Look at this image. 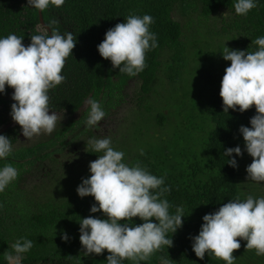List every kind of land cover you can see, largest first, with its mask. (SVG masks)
<instances>
[{
  "label": "trees",
  "instance_id": "trees-1",
  "mask_svg": "<svg viewBox=\"0 0 264 264\" xmlns=\"http://www.w3.org/2000/svg\"><path fill=\"white\" fill-rule=\"evenodd\" d=\"M188 2L199 4L203 17L210 16L220 8L229 10L233 14L230 27L239 34L238 38H232L240 50L255 51L257 46L252 41L264 36V0H256L257 7L250 10L247 15L235 13L236 0H64L61 7L50 6L41 13L44 26L41 25L38 10L26 6L27 0H0V38L10 34L23 36L22 43L27 46L30 43V34L39 35L45 32L51 34L49 21L52 19L58 21L52 27L58 28L62 35L66 32L76 35L77 42L72 56L66 59L61 73L66 80L50 89L48 93L50 109L59 111L69 118L87 99L112 97L134 77L141 80L140 88L143 93L153 91L160 72H164L168 83L174 85L178 83L185 68L182 61L186 47L180 39L182 26L172 18L171 13L176 4L183 5ZM129 14L138 16L147 14L154 18L155 22L150 26V31L156 34L158 44V47L146 53L145 69L132 77L119 72L118 68H113L110 60L102 58L97 50V45L104 39L106 30L118 22H125ZM163 53L169 56L163 66L165 71H161L160 66ZM229 65L230 63L227 66ZM224 69L215 70L208 64L206 68L196 72L197 76L191 85L196 93L192 98V107L196 109L197 105L202 106L203 97L206 100L201 114L202 129L196 128L200 130L201 135L206 133L202 156L187 155L181 150V142L180 148L171 156L169 142L171 139L173 141L183 139L179 135L187 130L185 127V131L182 129L174 132L173 137L160 144L159 149L151 151L148 148H138L136 154L123 158V162L129 166L139 162L151 174L165 178V185L171 189L164 197L171 205L170 213L174 214L177 207L184 208L182 227L174 234H168L173 240V246H164L163 250L157 251L148 261L141 264H162L161 258L168 260V264H226L211 254H206L203 260L196 257L190 237L198 235L204 214L216 211L230 199L245 200L246 195L253 198L264 197L261 194V187L256 183H250L252 180H247V175L242 173L239 164L241 158H251L243 151L244 142L239 127L241 125L250 127V117L256 110L253 106L243 113L232 109H229L228 113L223 112L219 90ZM13 91L6 85V91L0 93V128L11 120ZM106 99H102V103ZM110 106L108 100L102 105L105 113ZM154 118L162 125L164 121L162 113L156 114ZM72 120L71 118L60 132H54L52 135L59 138L64 135L65 129L75 128L78 119ZM15 128L17 126L10 125L0 133L10 138L11 144L16 142ZM88 135H91L90 132ZM237 145L241 147L243 155L235 157L238 166L233 168L226 163L230 157L224 156L223 153L226 148ZM24 148L27 149V153L13 152L14 160L8 157L0 159V165L26 164L32 163V159L45 158V153H34L28 149L29 147ZM232 156H235V153ZM208 167L210 171L206 170ZM26 169L28 168L24 166L22 172ZM11 183H13L11 186L8 185L0 192V264H9L5 254L15 255L12 244L21 238L33 242V247L21 254L23 257L21 264H107L106 257L109 254L107 250L102 254L85 256L79 241L80 218L89 215L104 218L101 212H90L91 205L96 203L91 195L83 198L70 196L60 203L54 201L40 203L36 211L24 212V219H20L11 214L16 197V189L11 188L16 186V180ZM249 183L251 190L245 191V186ZM1 211L7 214L1 217ZM5 219L10 222L7 226L2 223ZM152 219L155 222L154 218ZM129 223L140 224L142 221L136 217ZM62 231L69 236L67 242L60 238ZM237 240L241 247L233 252L234 264H264V258L253 254L240 257L238 253L241 250H248L244 247L245 240L239 237ZM123 264L132 262L124 260Z\"/></svg>",
  "mask_w": 264,
  "mask_h": 264
},
{
  "label": "clouds",
  "instance_id": "clouds-1",
  "mask_svg": "<svg viewBox=\"0 0 264 264\" xmlns=\"http://www.w3.org/2000/svg\"><path fill=\"white\" fill-rule=\"evenodd\" d=\"M63 4L64 0H27L26 6L43 13L50 6L59 8ZM256 7V0H236L234 4L237 15H247ZM154 22L147 14H129L125 22L106 30L97 45L100 56L110 60L119 72L136 76L146 67V53L158 47L156 34L150 31ZM57 23L56 19L49 21L50 35L30 34L27 46L22 43L23 36L10 34L0 38V93L6 91V85L14 90L10 116L27 139L41 132L51 134L58 119H62L54 111L49 114L48 93L65 82L62 69L77 41L72 32L62 35L58 28L52 27ZM252 43L257 46L255 51L224 47L221 55L230 65L224 69L219 95L225 113L229 109L243 113L255 107L250 127L241 125L239 132L243 151L252 157L246 166L247 180L264 182V36ZM86 104L89 107L86 126L96 127L106 113L97 100L89 99ZM88 145L89 152L99 155L89 162L91 175L81 179L76 192L81 198L91 195L96 203L91 205L90 212H101L104 218L91 215L80 218L79 241L85 256L107 250V264H123L124 260L141 264L164 246L172 247L173 240L168 234L182 227L185 214L183 207L170 213L171 205L164 197L171 189L165 185V178L151 174L139 162L131 166L124 163V153L111 147L110 138H91ZM243 151L239 145L226 148L223 154L230 157L226 163L236 168L235 157L242 156ZM11 154L10 138L0 134V159ZM18 175L10 163L0 168V192ZM136 217L142 223H129ZM202 221L198 235L190 237L192 250L199 259L211 254L226 264H234L233 252L241 247L237 237L246 241V250L264 255V197L230 199L216 211L204 214ZM60 238L67 242L69 236L62 231ZM32 247V240L18 239L12 244L15 255L6 253L5 259L9 264H21V254ZM161 261L168 264L164 258Z\"/></svg>",
  "mask_w": 264,
  "mask_h": 264
},
{
  "label": "rangeland",
  "instance_id": "rangeland-1",
  "mask_svg": "<svg viewBox=\"0 0 264 264\" xmlns=\"http://www.w3.org/2000/svg\"><path fill=\"white\" fill-rule=\"evenodd\" d=\"M171 15L182 26L180 39L186 47V54L182 61L185 68L180 81L175 85L168 83L164 72H160L153 91L143 93L140 88L141 80L136 77L131 78L112 97L106 99L107 96H103L99 98L100 101L97 100L101 106L107 100L109 106L112 105L108 107L105 117L96 127L89 128L85 123L89 111L87 99L83 106L69 118L55 111L58 118L62 119H58L51 134L41 132L31 139H21L24 142L17 140L16 143H12V154L8 157L12 160H14L13 152L27 153L24 147H29L28 149L34 153H45L44 159H32V163L18 165L11 163L13 167L18 168L19 173L16 186L11 188V190L16 189L12 216L24 219V212L36 211L40 203L51 201L60 203L69 199L70 196L79 197L76 188L82 178L91 175L89 162L99 155L89 152L91 149L88 141L91 138H110L111 147L122 151L126 159L136 154L138 148H148L151 151L159 149L160 144L170 140L174 132L182 129L185 131L187 128L179 135L183 139L179 141L171 139L169 142L171 156L180 148V142L181 150H184L187 155L202 156L205 142L203 139L206 133L201 135L200 130L196 128L202 129L201 114L206 100L203 97L204 105L201 103L202 106L197 105L198 107L194 109L192 98L196 93L191 85L197 76L196 72L206 68L208 64L213 69L220 70L230 63L222 58L221 53L225 46L240 50L232 38H238L239 34L230 27L233 14L226 8H220L210 16L203 17L199 4L188 2L183 5L176 4ZM168 59L167 53L161 55V71H165L163 66ZM102 99L106 100L102 103ZM158 113L164 116L162 125H159L154 118ZM71 118L72 121L78 119L76 127L65 129L64 135L59 138L54 137L52 134L60 132ZM192 127H194L193 130ZM89 132L91 135H88ZM251 162L252 157L240 159L242 173H246V166ZM204 164L206 165L205 162ZM2 166L4 165L1 164L0 168ZM24 166L28 169L22 172ZM209 168L206 170L210 171ZM250 183H256L258 187H261V194L264 195V182ZM250 183L245 186V191L251 190ZM11 184L13 183L9 186ZM248 196L246 195L245 198ZM6 214L1 211V217ZM2 223L5 226L10 224L6 219ZM249 254L264 258V255L257 256L255 250H241L238 253L240 257Z\"/></svg>",
  "mask_w": 264,
  "mask_h": 264
},
{
  "label": "flooded vegetation",
  "instance_id": "flooded-vegetation-1",
  "mask_svg": "<svg viewBox=\"0 0 264 264\" xmlns=\"http://www.w3.org/2000/svg\"><path fill=\"white\" fill-rule=\"evenodd\" d=\"M49 111H51V112L54 111V112H55V110H53V109H49ZM58 112H59V111H58ZM49 114H50V113H49ZM11 120H12V119H11ZM11 120H10V122H11ZM10 122H9V126H10V125H15V126H17V128H15V138H16V142H17V140L24 139L25 137H24L23 134H22V131H21L20 126H19L17 123H15V122H14V123H10ZM5 125H7V124H5ZM5 125H4V126H5ZM5 130H6V129H5ZM5 130H4V131H5ZM21 136H23V138H22ZM21 141H22V140H21ZM16 142H15V143H16ZM22 142H24V141H22ZM15 168L18 169L17 167H15ZM26 170H27V169H26ZM26 170H25V171H26Z\"/></svg>",
  "mask_w": 264,
  "mask_h": 264
},
{
  "label": "water",
  "instance_id": "water-1",
  "mask_svg": "<svg viewBox=\"0 0 264 264\" xmlns=\"http://www.w3.org/2000/svg\"><path fill=\"white\" fill-rule=\"evenodd\" d=\"M39 12V10H38ZM39 18H40V21H41V25L44 26V22H43V18H42V15H41V12H39ZM49 113H51V111H49ZM10 123H14L13 120H11ZM9 123L5 126H3L1 129H0V133L3 132L7 127H8ZM23 138V136H21Z\"/></svg>",
  "mask_w": 264,
  "mask_h": 264
}]
</instances>
